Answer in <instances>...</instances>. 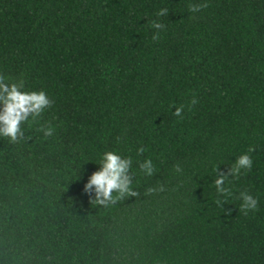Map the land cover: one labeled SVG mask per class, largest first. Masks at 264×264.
Returning a JSON list of instances; mask_svg holds the SVG:
<instances>
[{"label":"trees","instance_id":"trees-1","mask_svg":"<svg viewBox=\"0 0 264 264\" xmlns=\"http://www.w3.org/2000/svg\"><path fill=\"white\" fill-rule=\"evenodd\" d=\"M0 75L54 101L0 136V264H264V0H0ZM249 146L225 215L215 169ZM106 151L132 158L138 197L90 201Z\"/></svg>","mask_w":264,"mask_h":264},{"label":"clouds","instance_id":"clouds-1","mask_svg":"<svg viewBox=\"0 0 264 264\" xmlns=\"http://www.w3.org/2000/svg\"><path fill=\"white\" fill-rule=\"evenodd\" d=\"M208 3L189 4L188 10L192 13L200 12L208 7ZM157 17L168 15V9L162 8L157 12ZM151 27L157 29L152 39L158 41L160 39V31L165 25L157 20L150 22ZM54 101L44 90L28 91L25 89L23 79H13L0 75V136L6 137L11 143H18L25 138L22 124L26 123L30 118L36 120L48 108H51ZM198 100L193 96L191 104L195 105ZM183 105L176 107L173 113L177 117L182 118ZM37 131L43 133L44 137H51L55 134V127L49 124L47 127L41 126ZM138 153H143V147L137 149ZM255 151L253 146H249L247 153L237 157L233 164L230 165L227 172H221L219 165L215 172L217 178L214 185L217 192L215 203L220 207L225 215H231V209L224 210L223 205L228 203L227 197L232 195L230 178H239L242 170H250L252 168V157L248 153ZM132 167V158H122L116 151H106L102 154L99 161V168L94 171L84 185V192L89 195L90 201L102 205L109 206L126 196L138 197L140 193L132 188V176L129 170ZM140 170L144 175L151 177L155 174L156 168L151 159H146L140 163ZM175 171L179 173L180 167L175 166ZM166 191L163 184L156 186H148L144 192L145 196H151ZM115 193V195H113ZM240 201L239 212L247 215L250 211L258 210V197H254L248 191H241L237 197Z\"/></svg>","mask_w":264,"mask_h":264}]
</instances>
